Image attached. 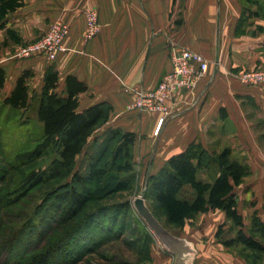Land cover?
<instances>
[{"label": "crops", "instance_id": "obj_1", "mask_svg": "<svg viewBox=\"0 0 264 264\" xmlns=\"http://www.w3.org/2000/svg\"><path fill=\"white\" fill-rule=\"evenodd\" d=\"M23 1L24 7L10 14L0 29V67L7 79L0 101L25 70L33 72L30 84L37 94L49 69L59 73L60 92L67 77L73 76L87 87L79 95L80 108L109 104L113 110L103 128L135 133V161L151 174L193 142L210 152L231 148L251 172L235 190L239 212L246 220L249 209L264 220V85L240 80L246 71L264 69V0ZM88 10L98 13L100 24L90 39ZM54 23L70 28L64 42L67 51L54 63L40 56L13 59L21 46L37 40ZM174 48L203 55L209 71L196 89L173 99L171 115L155 133L161 115L131 110L136 100L131 90L157 88L171 70ZM221 213L202 214L212 221L197 225L189 236L170 231L196 251L184 253L186 259L179 264H261L248 263L219 242L216 232L225 218ZM156 240L154 264H178L176 255L157 236Z\"/></svg>", "mask_w": 264, "mask_h": 264}, {"label": "trees", "instance_id": "obj_2", "mask_svg": "<svg viewBox=\"0 0 264 264\" xmlns=\"http://www.w3.org/2000/svg\"><path fill=\"white\" fill-rule=\"evenodd\" d=\"M24 5L23 0H0V29H4L8 16ZM1 49L0 44V52ZM32 77L33 72L25 70L2 103L21 111L36 104L43 134L37 148L23 154L25 161L32 163L51 148L57 157L47 171L30 170L21 180L18 193L27 195L62 178L8 236L5 264H70L102 244L121 239L131 227L133 212L138 214L132 201H108L115 193L130 194L136 183L134 149L138 137L120 128L107 130L100 151L89 158L88 172L84 175L75 171L78 157L85 152L97 130L107 124L113 108L102 103L81 109L79 95L87 87L68 76L65 90L60 92L59 73L54 68L47 71L40 94L31 90ZM6 80V72L0 67V100ZM206 172L215 176L202 178L201 173ZM250 173L249 166L235 157L231 148L210 152L201 143L193 142L149 176L152 201L163 212L166 224L156 209H150L169 231L171 226L183 229L188 221L204 213L220 211L225 215V222L216 232L219 242L229 249L242 247L264 254V220L254 213L246 230L235 191ZM112 184V192L105 196L100 186ZM144 227L149 229L145 223ZM51 233L56 236L48 239ZM148 235L144 236L147 242L142 237L144 252L141 253L145 264H153L150 232ZM43 239L48 240L39 247Z\"/></svg>", "mask_w": 264, "mask_h": 264}, {"label": "rangeland", "instance_id": "obj_3", "mask_svg": "<svg viewBox=\"0 0 264 264\" xmlns=\"http://www.w3.org/2000/svg\"><path fill=\"white\" fill-rule=\"evenodd\" d=\"M34 86L38 87L36 84ZM33 92L35 93V91ZM35 105L36 104L29 110L21 111L3 105L2 101H0V264L8 262V244L5 243L9 239L8 236L26 220L27 216L32 213L34 208L41 202L46 192L49 189H54L52 185H57L62 178L60 177V179L47 185H42L32 192H29L27 195L21 196L19 195L20 193H18L21 191V180L30 170L47 171L51 168L53 160L57 157L53 148L46 151L39 159L32 161V163L25 161L26 159L23 157V154L34 151L42 139L43 125L36 115ZM103 127L104 126H101L97 130L86 147L85 152L78 157L75 171H79L84 175L88 172L90 156H94L100 151L106 139L105 134L107 130ZM135 169L136 183L133 189H131L130 194L129 192L115 193L109 197L110 199L108 201H132L135 197L142 195L149 208L156 209L162 222L166 224V218L163 216V212L158 210L152 201V193L149 184V176L152 171H148V169L143 170L141 163L136 161ZM210 175L208 172L201 173V177L204 179L215 176L214 173H210ZM112 187H114L113 184L109 187L101 185L100 190L106 196L112 192ZM95 188L97 189L96 185ZM244 206L246 205L244 204ZM247 212L250 217L247 216L245 222L247 226L246 230H249V225H251L250 218H252L254 214H251L249 209ZM139 218H141V216L133 212L130 221L131 227L122 235L121 239H113L107 242V244H102L98 246L96 250L86 252L82 258L70 264H145V256L141 253L144 252L141 240L143 237L147 242L144 236H149L148 232H150L152 239L150 244L152 252L151 260L154 264L153 251L157 245L156 236L150 229H148V231L147 228L144 227L145 222L143 221V223ZM224 219L221 218L220 225L225 222ZM211 221V218L199 215L194 220L188 221L183 229L172 226L169 229L175 234L189 236L194 231L193 229L197 228V225L206 226L205 224ZM53 225H55V223ZM55 234L56 233H51L47 238H52L56 236ZM48 239H43L39 247H42ZM32 247H30L29 250H31ZM229 250L241 255L248 263L253 261L264 264V256L261 253L244 250L242 247H234Z\"/></svg>", "mask_w": 264, "mask_h": 264}, {"label": "built area", "instance_id": "obj_4", "mask_svg": "<svg viewBox=\"0 0 264 264\" xmlns=\"http://www.w3.org/2000/svg\"><path fill=\"white\" fill-rule=\"evenodd\" d=\"M87 38L96 36L100 30L99 16L94 10L86 12ZM70 33L69 26L62 23L52 24L41 37L32 43L25 44L14 54L13 59L30 60L43 57L49 64L56 61L58 55L67 51L65 39ZM171 70L161 79L157 88L153 90L132 89L136 100L130 109L142 113L160 114L159 132L165 119L171 115V102L183 91L196 89L199 82L209 71V62L201 54L185 48L171 50ZM246 85H264V69L246 71L240 76Z\"/></svg>", "mask_w": 264, "mask_h": 264}, {"label": "water", "instance_id": "obj_5", "mask_svg": "<svg viewBox=\"0 0 264 264\" xmlns=\"http://www.w3.org/2000/svg\"><path fill=\"white\" fill-rule=\"evenodd\" d=\"M132 205L149 229L161 240L166 249L176 255L178 264L186 259L184 253L190 252L192 254V252H196L192 243L173 236V234L164 227V225L155 217L142 195L135 197L132 200ZM191 258L193 259L192 255Z\"/></svg>", "mask_w": 264, "mask_h": 264}]
</instances>
